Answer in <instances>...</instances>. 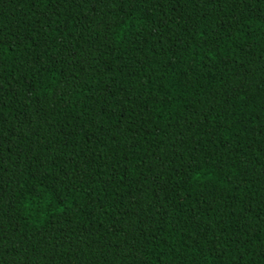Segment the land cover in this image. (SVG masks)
<instances>
[{"label": "trees", "instance_id": "obj_1", "mask_svg": "<svg viewBox=\"0 0 264 264\" xmlns=\"http://www.w3.org/2000/svg\"><path fill=\"white\" fill-rule=\"evenodd\" d=\"M0 264H264V0H0Z\"/></svg>", "mask_w": 264, "mask_h": 264}]
</instances>
